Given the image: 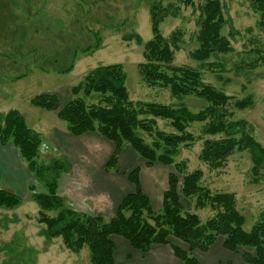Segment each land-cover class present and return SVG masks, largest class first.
Segmentation results:
<instances>
[{"label":"trees","instance_id":"16d2710c","mask_svg":"<svg viewBox=\"0 0 264 264\" xmlns=\"http://www.w3.org/2000/svg\"><path fill=\"white\" fill-rule=\"evenodd\" d=\"M252 7L261 14L259 25L264 31V0H250ZM191 4V0H183ZM220 0H203L196 7L199 15L197 40L199 48L190 54L197 62L208 60L213 53L232 50L227 38L220 32L231 22L224 20ZM151 38L143 42L136 33L123 37L125 42L142 46L143 61L138 64L141 81L150 87L167 89L177 104H160L133 101L125 87L126 74L121 64L99 65L89 70L82 80L70 87V100L60 107L59 98L52 93L39 94L30 100L32 106L56 112L59 120L66 124L67 133L81 136L97 133L113 145V150L102 167L105 173L119 172L118 159L125 146H129L145 162L146 166L158 163L173 166L181 175V195L193 204V211H186L177 192L178 178L168 174V188L163 193L162 206L158 211L151 208L148 197L139 183V167L126 174L134 191L127 194L117 206L111 218L90 216L67 206L58 193V181L71 170L64 156L53 157L48 164H40L38 157L43 146L41 135L30 128L17 110L0 114V145L11 143L27 165L32 175L28 186V200L37 207V223L42 225L41 236L47 242L61 238L66 249L79 253L87 248L90 264H117L114 260V244L111 236L125 239L129 245L147 253L153 245H170L174 255L182 264H201L193 251L207 252L219 237L224 249L236 252L239 247L250 248L254 254H242L248 264H264V213L249 230H244L245 215L237 208L233 193L212 192L201 184L200 169L186 171L184 162H174L178 146L191 145L195 137L187 129L195 122H206L203 133L220 136L204 141L199 159L218 168L235 152H248L251 173L258 181L264 170V148L251 135V127L241 120H229L226 106L232 97L203 81L196 68L174 64V55L181 48V31L168 37L159 31L166 8L159 2L149 3ZM99 46V38H95ZM76 53L73 54L75 57ZM262 59L256 54L251 66ZM73 63L63 71L72 70ZM96 96V99L95 97ZM196 98L206 105L198 112L185 104L186 98ZM234 108L251 106V100L236 101ZM157 119L166 121L173 131L166 132L157 127ZM146 134L150 141H146ZM24 203V199L13 191L2 187L0 177V209L12 211ZM209 208L214 214L201 220L195 210ZM6 217L2 224L7 226ZM169 237L176 238L187 246L182 250L170 244ZM3 258L0 264H35L36 251L26 247L18 235L0 245Z\"/></svg>","mask_w":264,"mask_h":264},{"label":"rangeland","instance_id":"374dc122","mask_svg":"<svg viewBox=\"0 0 264 264\" xmlns=\"http://www.w3.org/2000/svg\"><path fill=\"white\" fill-rule=\"evenodd\" d=\"M191 1L192 5L183 0H0V114L17 110L27 125L41 135L40 164H48L53 157L64 156L69 162L72 158H80V164H77L80 169L70 162V172L63 174L58 181V193L67 206L80 209L79 203L84 205L85 189L77 181L78 177L94 176L92 181H85L89 191L95 190L94 179L104 182L105 189L110 175L103 173L101 164L110 155L112 144L97 133H90L76 142L58 139L59 133H67L66 124L57 118L56 112L32 106L30 100L39 94L52 93L58 96L60 107H63L70 100V87L78 84L89 70L99 65L121 64L131 100L177 104L167 89L150 87L141 81L137 66L143 61L142 46L122 39L133 33L141 36L143 42L151 38L149 3L152 2H159L166 8L159 24L163 36L181 31V48L175 52L174 64L198 69L204 82L232 97L231 104L225 107L230 113L228 119L245 120L251 127V135L264 148V31L259 25L261 14L252 7L250 0H220L224 20L231 22L233 32H237L231 36L229 24L220 32L228 39L232 50L213 53L208 60L197 62L190 58V54L199 48V26L196 25L199 11L196 7L203 4V0ZM95 38L100 42L92 52ZM256 54L262 59L252 67L251 61ZM71 63L72 70L60 72ZM246 99L251 100V106L233 107L234 102ZM184 102L193 112L206 105L191 97ZM205 125L206 122H195L188 127L187 130L198 139L189 146L180 144L174 162H184L187 172L200 169L203 172L201 184L212 192L233 193L237 208L245 215L244 230L247 231L264 213V170L256 182L251 173L250 154L246 151L233 153L218 168L202 162L199 156L204 141L220 137L204 134ZM157 127L166 132L173 131L164 120L157 119ZM142 136L150 141L146 134ZM8 145L13 147L11 143ZM125 149L130 155L125 152L122 160L125 162L123 167L127 168L119 166L121 171H129L136 165L142 170L154 169L155 163L146 166L129 146ZM97 161L101 163L97 164ZM21 162L27 167L23 159ZM88 162L94 170H89L88 177H82L79 170L84 172ZM167 167L169 173L175 174L179 180L177 192L181 205L186 211H193V204L181 195V175L173 166ZM28 196L27 193L24 203L15 210L0 209V245L18 235L26 247L36 251L35 264H90L87 248L75 254L64 247L60 237L47 242L41 236L43 226L36 220L38 207L28 200ZM195 212L201 220L214 214L209 208ZM6 217L9 223L3 227ZM168 240L170 244L187 250L180 240L173 237ZM220 240L223 238L219 237ZM234 253L242 259L243 253L253 255L254 250L239 247ZM2 256L0 252V262Z\"/></svg>","mask_w":264,"mask_h":264},{"label":"crops","instance_id":"0c3cea01","mask_svg":"<svg viewBox=\"0 0 264 264\" xmlns=\"http://www.w3.org/2000/svg\"><path fill=\"white\" fill-rule=\"evenodd\" d=\"M89 134L90 133L83 134L82 136H73L69 133H59L58 139H61L62 141L66 140L69 142H76L80 138H84ZM61 144L64 143L61 142ZM7 145L5 147H2L0 145L1 184L2 187L13 191L19 197L24 199L28 193V186L32 182V175L28 171L27 167L22 165V158L20 157L14 146L12 145L13 147H9L10 145ZM112 150L113 145L111 148V152ZM125 152L129 154V151H127L124 147L118 159V174H111L112 172L107 173L110 175V177L107 178V186L105 187V189L104 182L102 183V181H96L94 179L95 184H93L95 185V190L89 191L86 187V182L87 179L92 181L94 176L87 179H81L78 177L77 181L80 182L83 189H85L84 194L86 195V199L84 205L79 203L80 209H75L73 205H71L70 207L73 206L72 208H74L75 210L84 212L90 216H102L104 218H111L115 214L117 206L119 205L121 200L127 194L134 191V186L127 180L126 177L128 170L121 171L119 167L122 166L121 168H127L123 167L125 162L122 160L123 156L126 155ZM109 156L101 164V167H103ZM79 159L77 160L72 158V161L70 162L77 165L80 164ZM100 163L101 162H98L97 164ZM88 164L89 165H86V169L84 170V172H81L79 170V174L82 177H88L89 170H94L91 168L93 165H91L90 162H88ZM154 165L155 167L154 169L152 168V170H142L138 165H136L135 167H139L140 169L139 183L142 192L148 197L152 210L158 211L162 206L163 193L168 188L169 171L167 166H163L157 163H155ZM75 168L80 169V165H77V167ZM80 190L82 189L80 188ZM115 201L116 203H118L116 204ZM110 239L115 247L114 260L117 264H182L177 258L174 257L173 252L168 245H154L147 253H142L138 250L133 249L126 240L121 239L119 236H111ZM222 243L223 240L219 241L218 238L215 244L207 252L203 253L197 251L195 253H192V255L201 264H246L242 261L238 253L230 252L224 249Z\"/></svg>","mask_w":264,"mask_h":264}]
</instances>
